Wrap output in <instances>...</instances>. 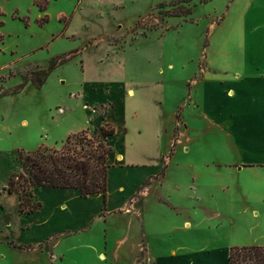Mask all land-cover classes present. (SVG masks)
<instances>
[{
  "label": "rangeland",
  "instance_id": "rangeland-1",
  "mask_svg": "<svg viewBox=\"0 0 264 264\" xmlns=\"http://www.w3.org/2000/svg\"><path fill=\"white\" fill-rule=\"evenodd\" d=\"M37 1L0 0V33L4 36L0 95L5 92L0 96V186L11 171L22 169L17 158L20 148L16 147L35 150L39 142H46L44 146L62 148L65 140L55 143L62 136L56 120L68 125L81 122L89 117L93 104L110 97L117 100L119 94L127 103L119 101L107 115L119 128L109 145L115 149L124 143L121 128L128 116V160L140 161L147 154L148 168L116 169L112 200L120 203L122 194L116 188L121 179L135 183L144 171L152 169L151 162H159L170 167L147 199L154 205L161 196L163 201L164 196H170L179 207L175 210L192 221L187 229L181 216L169 209L151 216L158 218L153 228L168 236L167 240H152L154 252L162 253L158 258L177 264L167 252L171 246L182 245L180 252H198L191 258L192 264H227V249L264 245V168L239 173L225 166L264 157V127L253 126L246 134L235 135L233 123L215 126L204 116L207 107L221 103L235 108V102L217 96L223 80L234 88L264 95V0H193V13L188 17L169 16L167 11H175L180 4H172L178 0H48L41 3L45 9ZM54 58L65 61L50 72L43 86L30 80L12 93L24 77L47 69ZM90 75L101 81L120 77L127 87L124 82H106L101 87L97 82L85 83L86 88L97 91L91 98H82L86 91L82 84ZM205 75L208 81L203 80ZM244 104L239 101L236 105ZM113 105L110 101L94 108L102 116ZM135 109H142V114L132 118L129 112ZM95 129L89 127V137ZM139 129L144 130V144L138 143ZM249 135L256 136L260 144L250 145ZM239 186L247 188L249 201ZM56 193L41 191L46 208L38 221L51 219L53 225L73 230V235L56 233L65 259L60 260L56 251L50 260L46 249L38 247L33 254L16 257L17 261L134 264L139 256L137 264L145 262L140 251L123 250L116 259L103 249L106 256L102 258L99 251L105 242V224L95 222L90 231H76L84 225L85 217L97 212L101 202L77 199L74 191L73 198ZM137 196L139 193L134 199ZM64 199L70 200L71 211H54ZM253 208L259 211L257 216ZM109 222L107 239L113 245L125 233L128 222L117 215ZM41 224L33 222L31 234L42 235ZM56 239L43 247L50 248ZM89 243L100 248L93 250ZM9 250L6 243H0V256H5L0 258L1 264L13 260Z\"/></svg>",
  "mask_w": 264,
  "mask_h": 264
},
{
  "label": "crops",
  "instance_id": "crops-1",
  "mask_svg": "<svg viewBox=\"0 0 264 264\" xmlns=\"http://www.w3.org/2000/svg\"><path fill=\"white\" fill-rule=\"evenodd\" d=\"M119 71H121L120 68L117 67ZM260 78V77H259ZM203 80L208 81L206 79V75ZM201 80V81H203ZM85 82L82 84L83 92L81 93L82 98L88 99L91 98V95H95V91L97 90H90V88H86L85 83H100V87L102 85H106V82H124L125 88L127 87L126 81H123L120 77H108L105 78V81H101L96 79L95 77L87 76L84 80ZM95 84V83H94ZM91 85V84H90ZM220 89L221 93H218L217 96L221 97L222 100H227L229 103L235 102V108L226 105L225 107L221 105L217 106H210L205 109L204 116L212 122L211 124L215 126L223 125L224 122H231L235 126V135L238 132H244L247 133V129L250 127H257V126H263L264 127V95H255V93H248L245 90L234 88L233 85L228 84L223 80L220 82ZM99 89V88H98ZM134 93V89H130ZM15 94V93H14ZM119 97L117 100H114L115 98H108L105 100H100L101 102H98L97 104L92 105L91 112L89 113V117L84 119L81 122L75 123L73 122V125H68L66 123H61L59 120H56V127L57 129H60L62 131V136L60 140H57L55 143H58L59 141L62 143L66 138L74 133H78L82 130H85L89 127H95L96 129H100L104 124L107 122H111L116 127V132L119 131V128L116 126V124L113 122V118H107V115L111 114V111L116 108V106H119V101H125L127 103V98L124 97V100H121L123 98L120 97L119 94L116 95ZM132 96V95H130ZM121 98V99H120ZM110 101H114L113 107L108 111L105 115H100L98 113V109H95V106H102L104 104H108ZM239 101L245 102L244 105H236ZM85 106H87L85 104ZM198 106V105H197ZM142 109H135L131 112H129L130 116L132 118H137L141 116ZM96 115H95V114ZM54 119V117H53ZM128 116L125 117V120L123 122L122 130L124 135V143L120 146L116 147L110 158L111 168L109 169V177H108V193L106 198L103 196V194H94L90 195L88 197L81 196L80 192L77 189L74 188H49V187H40L37 188L34 191V199L35 201H41V191H47V192H57L58 195H64L69 196L70 198H73V191L75 197L77 199H84V200H90V201H100L101 205L97 207V212L94 214H90L89 217H85V223L82 224L81 227H79L77 232H84V230L90 231L92 229V226L95 222H99L100 225L105 224L108 227L111 224L110 218L112 215H117L125 219L127 223L126 231L125 233L119 237V238H113L116 242H113V245L109 244L108 234L106 232L105 236V242L101 243V248L98 247L95 244L89 243L87 246H89L91 249L96 250L100 248L99 255L101 257H105L104 250H110L109 253L112 254L113 257L116 259L120 258L123 254V250L126 252H130L135 254L137 251H140L145 255V262L141 261V264H166V260L164 258H158V256H161V252H154V250H157L155 246L153 245L152 240L156 238L167 240L168 236L167 233L164 231H156L154 226V221H157L158 218L151 217L154 214H158L163 210L169 209L171 210V213H175L177 216H181V220L183 221V226H186L187 229H190L192 227V221L190 220L189 216H184L177 212L175 210L176 208H179L175 201L171 199L170 196H164L166 201L161 200L162 196L159 198L158 202H155L154 205H151L152 203L149 202L147 199L151 195V189H153V186L160 181L164 180L167 176L168 169L170 165H167L164 167V165L160 166V163L158 162L157 165L150 166L152 169L149 171H144V175L141 176L140 180L132 183L128 181L126 178H123L119 181L116 190L120 192L122 195H120V203L114 202L112 200V180L113 175L117 171L116 169H119L121 171H125L129 168H144L143 170H146L148 168L147 164H145L148 160L147 154L143 157H140V161H132L128 160V135L130 133V128H128ZM144 130L139 129L138 130V143H143V137H144ZM114 134V135H115ZM114 135L112 137H114ZM157 136L159 137V134L157 132ZM250 136V135H249ZM43 137V136H42ZM111 137V138H112ZM47 140V138H45ZM157 139V137H156ZM260 140V139H259ZM247 142L250 145L256 146L259 145V141L256 136H250ZM44 143L46 142H42ZM264 143V142H263ZM50 146H53V144L49 143ZM41 146L40 142L37 146ZM55 145V144H54ZM36 146V147H37ZM16 148H22V147H16ZM35 148V147H34ZM33 148H31L28 151H32ZM164 155V154H163ZM163 155L160 156V160H162ZM147 160V161H146ZM225 166H228L230 168L235 169L239 173H243L247 171L248 169L253 168H264V157L259 158L258 160H244L242 162H230V164H226ZM158 168V169H157ZM14 171H11L6 181L0 186V243H6L9 251L11 252V255L13 257L12 261H9L6 264H32L34 261V258L29 259L26 263L17 261L16 257H21L20 255L25 254H33L37 252L40 249L45 248L46 252L48 253L50 260L54 259L56 251H58L60 256V260H64L66 257V254L63 252H59V246L61 243L60 239H56V233H66L68 235H73V230L68 227H57L56 225H53L51 222V219H45V222L43 220L38 221V216L42 214V212L45 210L46 206L43 204L41 210L34 212V213H21L20 211V196L17 193H9L7 190H5V187L8 184L9 177ZM195 180V179H194ZM238 190L242 193L243 198L245 200L249 201V193L245 186H239ZM139 193V196H137L136 199H134L135 195ZM141 204V205H139ZM60 211V212H68L71 211V202L70 200H62L59 201L58 204L55 206L54 211ZM253 215L257 216L259 214V211H256V208L252 209ZM40 222L42 223L40 228L43 229L42 235H36L34 233L31 234V227L33 222ZM46 223L44 225V223ZM175 229H178L175 227ZM168 232H171V228L168 229ZM53 239L54 240L50 244V248L47 246L43 247L44 245H47V243ZM112 240V241H113ZM23 245L26 248H21L20 246ZM41 245V246H40ZM38 247H41L38 249ZM104 249V250H103ZM169 249V248H168ZM168 249H165L164 251H167ZM183 250L182 245H177L175 247L171 246L170 250L167 252L171 253V256L177 261V264H192V259L194 256L198 255V252H180ZM161 253V254H158ZM227 255V264H228V254L229 249L226 251ZM165 254V253H163ZM5 257L0 256V258ZM166 257V256H164ZM139 256L136 258V261L134 264H137ZM32 261V262H31ZM31 262V263H30ZM60 262L59 264H61ZM1 264V263H0ZM49 264V263H48ZM51 264H54L51 262Z\"/></svg>",
  "mask_w": 264,
  "mask_h": 264
},
{
  "label": "trees",
  "instance_id": "trees-1",
  "mask_svg": "<svg viewBox=\"0 0 264 264\" xmlns=\"http://www.w3.org/2000/svg\"><path fill=\"white\" fill-rule=\"evenodd\" d=\"M43 1L48 2L37 1L41 9H45L41 5ZM192 1L178 0L172 5H180L175 11H167L170 12L169 16H190L193 13ZM138 25L139 23L137 27ZM3 37L0 33V44ZM64 61L65 58H54L47 69L38 70L31 77H24L23 82L12 93L23 89L30 80L37 87L43 86L50 72ZM88 132L89 128L69 135L62 148L41 145L32 151L23 148L17 150L22 169L10 175L5 190L19 194L21 213L30 214L41 210L43 204L34 199V191L40 187L74 188L83 197L101 193L106 198L111 168L109 160L114 150L109 145V140L115 134L116 127L107 122L100 129H95L94 135L89 137ZM20 247L26 248L23 245ZM228 264H264V245L231 247Z\"/></svg>",
  "mask_w": 264,
  "mask_h": 264
}]
</instances>
